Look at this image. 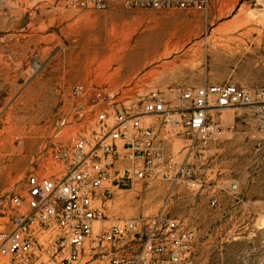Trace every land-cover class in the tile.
Segmentation results:
<instances>
[{"label": "rangeland", "instance_id": "1", "mask_svg": "<svg viewBox=\"0 0 264 264\" xmlns=\"http://www.w3.org/2000/svg\"><path fill=\"white\" fill-rule=\"evenodd\" d=\"M164 17L172 21L160 31ZM80 84L111 99L112 110L136 112L152 92L173 108L185 106L187 89L250 92L251 106L210 113L216 138L207 148L173 136L169 147L194 169L195 186L117 191L108 217L178 221L196 234L193 264H264V0H209L204 12L0 0V195L23 194L29 175L51 165L56 124L74 115L71 89ZM61 137L68 141V129Z\"/></svg>", "mask_w": 264, "mask_h": 264}, {"label": "built area", "instance_id": "2", "mask_svg": "<svg viewBox=\"0 0 264 264\" xmlns=\"http://www.w3.org/2000/svg\"><path fill=\"white\" fill-rule=\"evenodd\" d=\"M66 2L80 11L204 12L209 0ZM71 99L74 115L56 124L51 165L29 175L23 194L0 195V263L193 264L194 231L163 213L112 224L108 213L114 193L139 185L150 189L154 183L195 186L194 169L169 147L173 136H189L207 148L216 138L210 113L251 106L253 95L216 84L184 90L183 108L152 92L141 112L116 111L96 87L80 84L71 89ZM102 103L108 106L102 109ZM67 129L69 139L62 141Z\"/></svg>", "mask_w": 264, "mask_h": 264}, {"label": "bare ground", "instance_id": "3", "mask_svg": "<svg viewBox=\"0 0 264 264\" xmlns=\"http://www.w3.org/2000/svg\"><path fill=\"white\" fill-rule=\"evenodd\" d=\"M153 40L154 39H151V40H147V41H152L153 42ZM152 45H148V46H146V47H150V49L152 48V49H154V50H157L158 49V46L156 45V43L155 42H153V43H151ZM163 48L165 49V53L162 55V57H168V56H170L169 54L170 53H168V44H165V46H163ZM177 49V48H176ZM175 49V50H176ZM178 50V49H177ZM141 52V51H140ZM138 53V52H137ZM148 64V63H147ZM146 64V65H147ZM171 67H173V64H171V65H168V66H165V67H163V71H166V70H169V69H172Z\"/></svg>", "mask_w": 264, "mask_h": 264}, {"label": "crops", "instance_id": "4", "mask_svg": "<svg viewBox=\"0 0 264 264\" xmlns=\"http://www.w3.org/2000/svg\"><path fill=\"white\" fill-rule=\"evenodd\" d=\"M171 21L172 19L169 17L162 18L161 21L158 23L159 30L161 31L163 27L165 28L166 26H168L171 23Z\"/></svg>", "mask_w": 264, "mask_h": 264}]
</instances>
